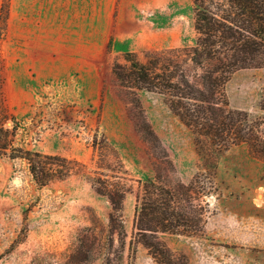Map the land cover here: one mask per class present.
Returning <instances> with one entry per match:
<instances>
[{
    "label": "rangeland",
    "instance_id": "rangeland-1",
    "mask_svg": "<svg viewBox=\"0 0 264 264\" xmlns=\"http://www.w3.org/2000/svg\"><path fill=\"white\" fill-rule=\"evenodd\" d=\"M195 36L192 0H0V115L15 132V152L0 154V264H156L134 229L147 180L199 220L193 235H159L173 255L264 264V162L244 145L219 155L200 148L163 97L122 88L112 74L126 53L144 62ZM185 51L178 60L197 77ZM263 93L264 66L224 85L228 107L253 117ZM20 151L75 160L79 172L39 186L27 161L11 157ZM88 178L126 191L124 238Z\"/></svg>",
    "mask_w": 264,
    "mask_h": 264
},
{
    "label": "trees",
    "instance_id": "trees-1",
    "mask_svg": "<svg viewBox=\"0 0 264 264\" xmlns=\"http://www.w3.org/2000/svg\"><path fill=\"white\" fill-rule=\"evenodd\" d=\"M192 4L196 35L192 46L147 53L144 62L134 53H126L123 64L114 63L112 74L122 88L163 97L170 112L191 130L200 148L208 146L219 155L244 145L264 162V93L259 103L261 117L230 109L224 97V85L234 72L264 66V0H192ZM5 20L1 10L3 26ZM181 51L186 52L192 68L201 71L197 77H190L183 69L177 55ZM2 118L0 115V154L15 152L14 128H5L6 119ZM139 130L150 142L153 133L149 127L143 125ZM19 154L11 157L27 161L30 175L39 186L79 172L80 165L75 160L31 151ZM88 180L110 203V230H117L118 236L124 238L121 212L126 191L107 179ZM142 192L134 219L138 242L156 264H186L185 257L173 255L159 235H193L198 231L199 220L188 216L170 190L151 180L142 185ZM190 209L203 211L200 205H191Z\"/></svg>",
    "mask_w": 264,
    "mask_h": 264
}]
</instances>
